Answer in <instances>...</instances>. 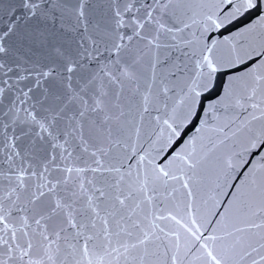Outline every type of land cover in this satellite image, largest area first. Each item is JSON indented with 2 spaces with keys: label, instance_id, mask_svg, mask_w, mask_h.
<instances>
[{
  "label": "snow or ice",
  "instance_id": "6c2138e0",
  "mask_svg": "<svg viewBox=\"0 0 264 264\" xmlns=\"http://www.w3.org/2000/svg\"><path fill=\"white\" fill-rule=\"evenodd\" d=\"M0 264H264V0H0Z\"/></svg>",
  "mask_w": 264,
  "mask_h": 264
}]
</instances>
